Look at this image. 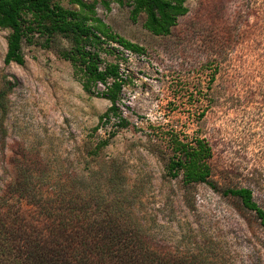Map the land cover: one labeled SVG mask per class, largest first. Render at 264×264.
I'll list each match as a JSON object with an SVG mask.
<instances>
[{
  "label": "rangeland",
  "instance_id": "374dc122",
  "mask_svg": "<svg viewBox=\"0 0 264 264\" xmlns=\"http://www.w3.org/2000/svg\"><path fill=\"white\" fill-rule=\"evenodd\" d=\"M83 1L84 9L70 0L56 3L87 16L95 32L102 23L116 38L143 49L125 51L108 37L97 47L102 69L120 65L118 106L128 125L121 127L117 118L108 124L101 120L112 103L84 91V66L69 54L74 52L72 39L36 34L33 43L23 46L25 63L6 65L10 31L0 28L5 107L0 111L5 141L0 145L5 154L0 184L16 175L15 159L27 155L56 181L92 182L110 211L116 212V203L122 205L152 244L176 251L178 258L192 256L195 264H264V227L256 212L224 194L251 188L264 207L259 190L264 184V99L248 96L251 87L264 95V88H257L264 84V69L257 62L264 53L257 19L251 15V35L232 52L238 62L212 81L210 52L197 26L207 13L231 14L237 34L244 33L238 14L243 0H188L190 12L169 36L149 32L145 15L134 22L130 0ZM244 1L250 9L264 6V0ZM176 129L185 142L204 138L211 146L209 184H185L183 174L176 179L168 175Z\"/></svg>",
  "mask_w": 264,
  "mask_h": 264
},
{
  "label": "trees",
  "instance_id": "16d2710c",
  "mask_svg": "<svg viewBox=\"0 0 264 264\" xmlns=\"http://www.w3.org/2000/svg\"><path fill=\"white\" fill-rule=\"evenodd\" d=\"M187 2L130 0L131 17L136 22L145 15L144 26L149 32L169 36L179 19L190 12ZM70 3L83 9L87 7L83 0H70ZM241 6L239 22L243 20L245 24L242 34H237L231 14L215 17L207 13L197 26L210 52L212 81L221 70L232 69L235 59L238 62L232 52L239 41H246L251 35L248 25L251 15L257 19L256 31L263 46L264 6L250 9L244 0ZM87 21V16L65 10L56 0H0V28L10 31L4 62L23 65V46L25 42L33 43L36 34L72 39L74 52L69 54L78 56L84 66L80 68L84 91L112 103L101 120L108 124L117 118L120 126L126 127L128 123L121 117L118 106L122 91L120 65L110 64L102 69L97 47L103 37H108L125 51L140 53L143 49L116 38L102 23L97 33ZM257 62L258 68L264 69V53ZM100 86L105 90H100ZM257 88L262 91L264 84L259 82ZM252 89L248 92L250 100L260 95L264 99L263 94ZM2 101L3 95H0L1 112L5 111ZM172 141L175 155L168 164V175L176 179L183 174L185 184H209L213 157L209 143L204 138L185 142L177 129ZM0 145H5L3 136ZM4 159L5 154L0 151V160ZM15 161L16 175L0 184V264H195L192 256L178 258L176 251L152 244L140 223L130 218L119 203L112 208L117 209L115 213L110 211L101 189L92 182L56 181L48 170L37 166L34 158L27 155ZM3 170L7 174V169ZM259 190L263 195L264 184L259 185ZM224 194L239 198L244 208L256 212L264 227V207L255 200L251 188L227 189Z\"/></svg>",
  "mask_w": 264,
  "mask_h": 264
}]
</instances>
